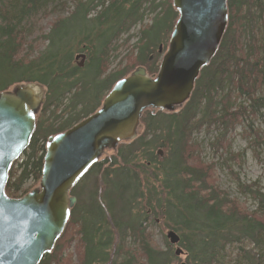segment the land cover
Wrapping results in <instances>:
<instances>
[{
	"label": "trees",
	"instance_id": "1",
	"mask_svg": "<svg viewBox=\"0 0 264 264\" xmlns=\"http://www.w3.org/2000/svg\"><path fill=\"white\" fill-rule=\"evenodd\" d=\"M44 1L0 0V91L26 81H38L47 88L41 109L48 117L45 122H37L17 174L13 167L8 174L5 192L12 197L27 192H21L26 180H39L48 136L92 113L104 92L133 68L145 66L147 72L155 73L158 63L155 58L148 60L146 50L158 44L163 31L170 34L177 18L169 3L162 7V0H109L106 5V0H79L70 13L51 22L46 47L38 57L24 61L18 55L23 40L21 23L46 8ZM227 4V28L218 50L201 68L185 106L177 112L143 113L145 132L119 144L103 169L106 202L97 194L89 195L87 205L82 203L84 207L75 201L54 250L45 253L39 264H68L65 253L74 240L78 244L77 264H99L100 260L108 264H172L176 255L169 244L161 250L146 233V224L154 222L155 215L179 232L178 244L186 253L182 264H264V192L255 193L257 209L249 212L216 188L208 187L211 167L196 155L198 146L190 135L196 129L192 128L195 122L199 124L206 115L217 119L215 106L228 113L218 118L220 123L236 118L235 112L229 111L231 89L253 96L264 84V0H227ZM158 8L163 11L142 29V36L134 44L133 63L106 75L105 61L113 41L132 24L141 22L146 11L152 13ZM88 30L91 37L84 35L80 40L83 45L78 47L87 65H70L74 49L68 42L76 33ZM224 86H229V91L220 94ZM252 98V107L263 104V99ZM203 102L205 113L194 121ZM40 138L44 142H38ZM158 146L165 152L160 158L152 153ZM139 147L144 148L140 154ZM102 164L94 163L87 172L99 171ZM143 170H151L154 183L140 179ZM69 225L78 226L76 236H68ZM227 246H234L233 258L226 256Z\"/></svg>",
	"mask_w": 264,
	"mask_h": 264
},
{
	"label": "water",
	"instance_id": "2",
	"mask_svg": "<svg viewBox=\"0 0 264 264\" xmlns=\"http://www.w3.org/2000/svg\"><path fill=\"white\" fill-rule=\"evenodd\" d=\"M177 12L153 74L137 66L116 80L97 109L46 139L41 176L20 197L7 196L12 163L28 147L45 102L40 82H17L0 91V264H39L52 252L74 207L70 190L105 151L136 139L146 110L177 112L190 98L200 69L216 54L227 28V0H171ZM161 51V47H159ZM82 66L84 54H79ZM161 154V150L158 151ZM174 254L179 235L166 232Z\"/></svg>",
	"mask_w": 264,
	"mask_h": 264
},
{
	"label": "rangeland",
	"instance_id": "3",
	"mask_svg": "<svg viewBox=\"0 0 264 264\" xmlns=\"http://www.w3.org/2000/svg\"><path fill=\"white\" fill-rule=\"evenodd\" d=\"M78 1L79 0H45L46 8L40 10L34 15V17L27 18L21 23V35L23 40L20 44L21 50L18 55L22 57L24 61L27 59H36L39 53L46 47V33L51 26V22L55 20L57 16H66L70 13ZM108 1L109 0H106L104 5H106ZM161 2L163 8H165L168 3L171 7V0H162ZM160 9L161 8H158L152 13L146 11L141 22L132 24L129 31L122 32L117 39L113 41V44L108 51V57L105 61L106 67L104 73L106 75L119 70L121 71L125 67L129 68V65L133 63V58L136 55V46L134 45L137 42L136 40L140 39L142 36V29L152 23L154 19L153 17L157 12L160 13L163 11V9ZM84 31L83 33H76L75 37L68 42L69 47L74 49L72 52L73 56L70 59V65L75 66L80 61V59L75 60L74 55L75 53H79L78 47L83 45V43H80L81 38H84V35L88 37H91L92 35L91 31ZM169 35L170 34L167 30L163 31L158 44L149 50H146V55H148V57L151 55L152 57L149 61H153L155 58V61L159 63L162 53H160L157 48L158 46H161V50L164 51L169 40ZM87 62L88 60L85 57L82 66L79 67H85ZM228 89L229 86H224V89L220 94L227 93L229 91ZM229 92L231 93L229 99V111L230 113L235 112L236 118L233 119L231 123H220L218 118L224 115L226 116L228 113L223 112V109L218 107L219 105L215 106L216 110L214 111V117H217V119L213 120L209 115H206L199 124H196L195 122V125L192 128L196 129L190 134L191 140L198 146L196 155L199 156L200 161L211 167L207 182L208 187L216 188L219 192L226 195V198L230 199L231 202L233 201L232 203L236 204L237 201L239 203L238 205L246 211L254 212L257 209L255 193L257 191L264 192V84L258 88L253 96L245 91L231 89ZM220 94L215 98L216 101L220 99ZM252 97L263 99V104L252 107ZM197 110L196 116L193 118L194 121L200 117V113H205L204 102L199 105ZM56 113L59 114L60 111L57 110ZM47 117L48 113L41 109L36 120L37 122L39 120L45 122ZM64 117L65 115L61 116V118ZM160 124L163 126V123ZM168 130L169 129H163L162 131ZM144 132L145 126L142 123V128L138 136L142 135ZM38 142L42 143L44 141L40 138ZM159 149L161 150V154L158 153ZM143 150L144 148L142 149V147H139L137 150L138 154ZM115 153L116 151H105L98 160L103 163L101 169L92 173L87 172L83 179L79 180L73 190H71L70 194L76 196V204L79 203V207H81L82 203L88 201L87 197L91 194H97L96 196L100 197V199L103 198L102 202H106L107 198L104 193L106 185L103 179V169L109 165L111 162L109 157L115 155ZM152 153L154 155L157 154L159 158L165 155L163 148L159 146L154 148ZM139 157L142 158V156ZM22 158L23 155L12 164L13 169L16 170V174L19 162ZM105 158H107L106 161L104 160ZM142 161H145V159H141L140 162ZM139 177L147 184H150L153 180L151 170L148 172L143 170V173L139 172ZM38 181H35L32 177L26 180L22 184L21 192L24 189L30 191L31 188L37 186ZM84 205L87 204L85 203ZM155 216H153L155 217V223L147 222L146 233L149 234L151 242L158 248L163 250L166 248L167 244H169L171 252L174 253L176 246L174 244L171 245L166 237V232L171 228L164 224L159 215ZM77 229V225H69L67 228L68 236H76L75 232ZM175 232L177 231L175 230ZM177 233L179 234V232ZM75 242L76 240L72 241L66 249L65 259H69L68 264H77L78 262V244L76 246ZM177 246L182 248L179 244H177ZM109 252L111 254L113 253L112 256H115L112 249ZM234 253V246L226 247V256L228 255L229 258H233ZM117 257L118 256H116V258ZM185 257L186 253L184 252L181 255H176V259H174L172 264H182ZM110 259L112 261L114 260L113 257ZM116 260L117 262L120 261L119 258L115 259V261ZM108 263L110 262L99 261V264Z\"/></svg>",
	"mask_w": 264,
	"mask_h": 264
},
{
	"label": "flooded vegetation",
	"instance_id": "4",
	"mask_svg": "<svg viewBox=\"0 0 264 264\" xmlns=\"http://www.w3.org/2000/svg\"><path fill=\"white\" fill-rule=\"evenodd\" d=\"M79 54H82V52L81 51H79V53H75V57H76V55H79ZM74 57V58H75ZM152 59V57H151V55L148 57V60H151Z\"/></svg>",
	"mask_w": 264,
	"mask_h": 264
},
{
	"label": "bare ground",
	"instance_id": "5",
	"mask_svg": "<svg viewBox=\"0 0 264 264\" xmlns=\"http://www.w3.org/2000/svg\"><path fill=\"white\" fill-rule=\"evenodd\" d=\"M166 46H167V45H166ZM159 47H161V46H159ZM159 47H158V51H159L160 53H162L163 50L160 51V50H159ZM165 48H166V47H165ZM165 48H164V49H165ZM77 56H79V55H76V57H77ZM74 57H75V55H74ZM76 57H75V58H76Z\"/></svg>",
	"mask_w": 264,
	"mask_h": 264
}]
</instances>
